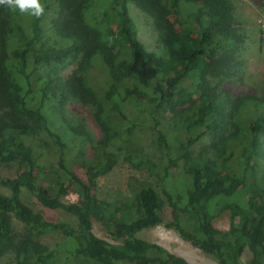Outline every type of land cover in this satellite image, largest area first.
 <instances>
[{"label":"trees","instance_id":"obj_1","mask_svg":"<svg viewBox=\"0 0 264 264\" xmlns=\"http://www.w3.org/2000/svg\"><path fill=\"white\" fill-rule=\"evenodd\" d=\"M40 18L0 6V165L18 163L16 178H5L11 196L0 193V256L13 247L15 217L33 237L52 234L63 240L54 248L34 242L21 250L22 264H193L157 243L138 236L165 223L161 195L152 185L130 178L133 200L127 207L101 206L99 180L113 171V141L129 142L139 128L151 125L164 147L170 168L184 170L182 194L165 191L171 207L169 228L182 239L213 256L219 264H260L264 255V185L257 181L264 142V96L231 94L224 84L241 75L245 38L233 0H40ZM135 2L157 19L164 33V53L149 51L134 28L128 4ZM68 62L74 69L60 74ZM101 64L126 80L121 91L111 83L96 87L91 71ZM55 71V75L46 72ZM49 100L61 106L77 102L96 105L94 121L103 137L78 173L68 164V146L53 131L45 114ZM125 105L146 115L148 123L130 119ZM181 111L177 113V108ZM175 115L170 134L162 112ZM83 128V126H81ZM45 131L59 147L57 167L48 171L27 139ZM76 137L84 130L73 128ZM174 138V139H173ZM207 142L217 158H195L193 147ZM135 168L155 169L152 160L129 154ZM31 192L42 206L76 218L49 221L29 207ZM75 192L79 204L64 197ZM229 210L232 229L214 225L217 213ZM93 218L115 222L119 241L95 234ZM28 258L32 261H28ZM20 261V262H21Z\"/></svg>","mask_w":264,"mask_h":264},{"label":"rangeland","instance_id":"obj_2","mask_svg":"<svg viewBox=\"0 0 264 264\" xmlns=\"http://www.w3.org/2000/svg\"><path fill=\"white\" fill-rule=\"evenodd\" d=\"M233 2L236 10V19L245 38V50L242 55L244 59L241 66V75L234 78V83L226 82L224 88H230L231 94L233 92L234 94L242 92L243 94L254 93L264 96V0H233ZM128 7L134 28L144 46L151 52L159 55L163 54L165 49L164 33L158 28L157 19L151 14L144 12L135 2H130ZM74 67V64L68 62L58 68L60 69V74L64 75L70 73ZM46 72L55 75V71L52 69H46ZM91 75L94 78L96 87L99 89L114 83L123 91V87L126 85V80L109 74L101 64L91 71ZM44 110L53 131L61 135L68 146L69 166L81 174L84 164L91 160L93 145L103 137L101 129L94 121V114L97 110L96 105L92 104L86 107L80 103L71 102L66 106H61L57 101L49 100ZM124 110L133 121L136 120L140 124L149 122L145 114L135 112L131 106L125 105ZM177 110V113L181 111L179 107ZM174 115L170 109L162 112L161 128H165L170 134L175 131V128H170L168 125L170 121H173ZM73 128L84 130L86 134L82 137H76L73 133ZM138 131V134L131 141H113L106 150L116 156L117 164L112 172L99 180L96 194L101 206L104 208L110 207L111 210L116 207L126 208V201L133 200V194L128 186L130 178H135L144 185H152L161 195L165 207V223L143 230L138 233V236L149 242L162 245L170 252L185 258L193 264H219L213 256L182 239L175 228L167 227L170 222L171 207L165 191L175 196L178 194L183 195L181 181L184 170L180 167L170 168L166 171L168 165L166 152L157 140L156 129L148 124V127L139 128ZM27 140L48 171H51L53 167L58 171L59 175L62 174L57 167L59 147L45 131H37L33 137ZM262 141L264 142V139ZM206 148L207 142L196 144L193 147V156L195 158L210 157L216 159L217 151ZM261 149L262 156L258 159L257 181L259 184L264 185V144ZM129 154H139L152 160L155 164V169L152 171L145 166L135 168L130 162L126 161V157ZM21 171L22 167L18 163L9 166L0 165V193L5 196H11L10 190L3 186L2 180L5 178H16ZM23 198L29 207L41 212L49 221L68 222L73 225L77 223L75 217L63 210H52L42 206L31 192L24 193ZM64 201L79 204V197L75 192H70L64 197ZM12 223L13 247L0 256V264H22L20 251H25L31 242L47 248H54L60 245L63 240L60 235L52 234L33 237L23 222L13 217ZM214 225L221 231L229 233L232 229L231 212L224 210L217 213L214 218ZM93 226L95 234L99 237L109 242L120 240L119 230L115 228L114 221H111L110 225H106L100 219L93 218ZM251 258V252L246 249L241 262L249 264ZM28 261L31 262L32 259L28 258ZM260 264H264V255L261 256Z\"/></svg>","mask_w":264,"mask_h":264},{"label":"clouds","instance_id":"obj_3","mask_svg":"<svg viewBox=\"0 0 264 264\" xmlns=\"http://www.w3.org/2000/svg\"><path fill=\"white\" fill-rule=\"evenodd\" d=\"M0 6H5L13 11L19 10L20 13L37 19L45 12V7L40 0H0Z\"/></svg>","mask_w":264,"mask_h":264}]
</instances>
